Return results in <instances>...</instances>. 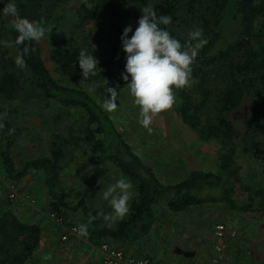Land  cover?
I'll return each mask as SVG.
<instances>
[{
  "label": "trees",
  "instance_id": "16d2710c",
  "mask_svg": "<svg viewBox=\"0 0 264 264\" xmlns=\"http://www.w3.org/2000/svg\"><path fill=\"white\" fill-rule=\"evenodd\" d=\"M75 1L80 5L81 21L96 24L106 38L112 61L121 73L126 64L121 36L125 27L131 25L133 30L138 27L142 8L150 7L157 16L170 15L172 24L162 27H167L182 44L187 42L192 28H203L207 44L199 50L192 65L191 82L175 89L174 94L180 103L183 123L197 133L200 141L219 144L220 173L196 169L176 184H164L137 155L99 101L84 88L64 85L53 77L43 58L41 40L19 49L12 47L18 58L27 49L23 55L26 67L17 70L16 61L10 58L9 69L0 75V99L14 100L22 95L27 80L49 104L75 117L81 141L91 155L118 168L132 182L137 195L127 218L111 228L102 226L100 211L87 205L85 199L76 205L68 204L60 185L62 165L71 141L65 137L69 128L61 123H57L61 128L56 129L49 143V156L30 161L18 171L12 157L15 140L12 113L0 104V127L5 130L0 132V157L6 176L19 181L31 173H42L47 193L58 203L60 218L68 229L74 226L67 223L65 215L81 213L88 226L89 241L103 244L106 240L117 247L149 236L160 207L176 214L196 206L224 204L238 214H264V188L244 180L238 161L241 149L253 150L255 139L264 145V0ZM63 2L23 0L20 19L41 22L49 29L45 37L52 41L55 11ZM11 36L14 45L18 34L13 28ZM53 46L59 47L52 53L58 72L67 78L84 80L78 63L82 49L74 44L63 49L55 40ZM1 50L0 58L4 60ZM96 77L86 81L92 82ZM244 105L249 115L241 127L233 116ZM58 118L62 117L55 120ZM42 233L40 225L24 222L11 210L1 211L0 264H27L41 246Z\"/></svg>",
  "mask_w": 264,
  "mask_h": 264
},
{
  "label": "rangeland",
  "instance_id": "374dc122",
  "mask_svg": "<svg viewBox=\"0 0 264 264\" xmlns=\"http://www.w3.org/2000/svg\"><path fill=\"white\" fill-rule=\"evenodd\" d=\"M22 1L16 0L18 8ZM63 1L55 11L54 40L58 41L60 48L74 44L95 54L100 69L94 81L99 86L90 93L88 89L93 81L62 76L52 58L53 51L59 47H54V40L45 37L41 41L42 54L53 77L64 85L84 88L102 106L108 97V86L120 92L115 101L117 108L107 112L137 155L164 184H176L196 169L219 174V144L200 141L197 133L183 123L178 99L171 109L154 118L151 132L139 125V106L134 104L127 82L112 61L111 47L106 38L96 24L81 21L80 5L75 0ZM5 6L0 3V10ZM13 23L0 18V43L11 45ZM3 54L5 62L0 58V75L9 69L11 57L15 61L18 59L12 47L2 48L1 56ZM26 82L23 94L16 99H0V104L12 113L10 121L15 139L12 157L18 171H22L30 161L49 156V143L54 139L56 129L61 128L57 123H61L69 128L65 137L71 141L62 165L61 192L70 205L85 199L90 207L110 213L112 209L103 199V190L121 176H126L114 165L100 162L91 155L81 141L75 117L49 104ZM210 112L213 113L212 110ZM248 115V107L244 105L233 118L242 127ZM58 116L62 118L55 120ZM254 144L252 151L241 149L239 166L246 182L264 188V145L258 139ZM133 191L130 207L137 195L134 187ZM6 209L13 211L24 222L42 228L41 246L27 264H104L101 246L104 243L115 246L106 240L100 245L72 234L59 219L60 207L49 197L44 175L34 172L22 180L13 181L6 176L0 157V212ZM65 217L74 228L84 224L81 213L68 212ZM101 220L102 226H107L102 217ZM217 225L226 227L224 241L220 244L225 247L222 252L217 250ZM115 247L124 251L122 247ZM139 247L146 254L135 257H150L161 264H214L215 259V264H264V214L242 215L232 212L224 204L196 206L176 214L160 207L152 233Z\"/></svg>",
  "mask_w": 264,
  "mask_h": 264
},
{
  "label": "clouds",
  "instance_id": "9594fccd",
  "mask_svg": "<svg viewBox=\"0 0 264 264\" xmlns=\"http://www.w3.org/2000/svg\"><path fill=\"white\" fill-rule=\"evenodd\" d=\"M0 3L6 5L0 10V18L13 21L12 27L18 34L14 45L0 43V48L19 49L45 38L49 29L39 21L21 20L16 0H0ZM142 13L138 27L135 30L131 25L125 27L121 36L122 48L126 53L122 78L127 82L134 104L139 106V125L151 132L154 118L171 109L176 103L174 90L182 89L191 82L192 65L199 50L207 44V40L203 38V28L196 27L189 31L187 42L182 44L167 27H162L172 24L170 15L157 16L150 7L142 8ZM25 54L27 49L16 61L17 70L26 67L23 59ZM78 63L84 80L95 77L97 70L100 69L98 59L85 49L80 51ZM98 86V83L93 81L88 91L95 92ZM107 92L108 97L103 108L111 112L117 108L115 101L120 92L109 86ZM3 131L5 130L0 127V132ZM133 187L127 177L121 176L103 190V199L107 201L112 211L107 214L100 212L99 216L109 228L128 215L129 202L134 196ZM73 231L82 238L90 235L88 226L83 223L78 224Z\"/></svg>",
  "mask_w": 264,
  "mask_h": 264
},
{
  "label": "built area",
  "instance_id": "2783aa9c",
  "mask_svg": "<svg viewBox=\"0 0 264 264\" xmlns=\"http://www.w3.org/2000/svg\"><path fill=\"white\" fill-rule=\"evenodd\" d=\"M13 197V196H12ZM62 222L61 218H59ZM74 227L69 231L72 234H77L73 231ZM226 235V227L224 225L216 226V236L218 239L222 240ZM64 239L66 237L64 236ZM217 250L221 252L223 250V246H217ZM102 254L104 255V264H161L155 263L149 258H136L132 256H128L125 251L116 248L110 244L104 243L101 246Z\"/></svg>",
  "mask_w": 264,
  "mask_h": 264
},
{
  "label": "crops",
  "instance_id": "0c3cea01",
  "mask_svg": "<svg viewBox=\"0 0 264 264\" xmlns=\"http://www.w3.org/2000/svg\"><path fill=\"white\" fill-rule=\"evenodd\" d=\"M148 237V236H147ZM147 237H145V238H147ZM145 238H143L142 240H140L139 242H136V243H134V244H124L123 246H122V249H124V251H125V253H127L129 256H140V257H143V256H145L144 254H146L145 253V251H144V249L142 248V247H139L141 244H142V242L144 241V239ZM224 241V239H222V240H220V239H217V245H220L221 244V242H223ZM41 243H42V240H41ZM223 245V244H222ZM221 246V245H220ZM119 247V246H118ZM223 248L225 249V247L223 246ZM216 249V248H215ZM223 251V250H222ZM221 251V252H222ZM137 258V257H136ZM139 258V257H138ZM214 264L215 263H217V259H215L214 260V262H213Z\"/></svg>",
  "mask_w": 264,
  "mask_h": 264
}]
</instances>
